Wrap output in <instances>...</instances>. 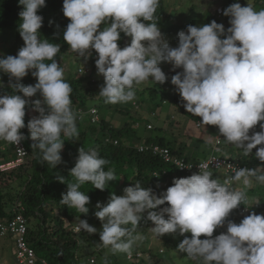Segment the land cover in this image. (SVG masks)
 I'll use <instances>...</instances> for the list:
<instances>
[{
    "label": "clouds",
    "instance_id": "obj_1",
    "mask_svg": "<svg viewBox=\"0 0 264 264\" xmlns=\"http://www.w3.org/2000/svg\"><path fill=\"white\" fill-rule=\"evenodd\" d=\"M249 1L252 0L244 3L243 0H210L202 4L199 0H182V10L176 11L178 17L173 20L179 26L169 41L164 39L158 24L152 22L162 16L159 0H63L62 12L70 21L64 29L63 40L85 60L91 57V50L95 51L97 75L104 80L99 95L106 103L119 105L133 100L135 94L141 98L146 81L165 83L166 74L160 64L169 63L174 71L182 68L171 77L182 107L201 121L185 119L179 108H169V114L186 123L185 127L194 126L193 123L198 127L205 125L212 134L224 137H220L215 147L217 153L200 157V150L186 148L190 136L184 133L179 138L171 137L176 144L172 150L148 140L147 135L154 139L159 133L146 134V139L138 136L140 139L134 141L138 142L134 147L126 139L113 140L108 131L107 143L134 147L140 155L159 163L148 176L158 181L157 186L163 187L166 181L172 185L157 195L155 190L135 182L125 187L123 194H111L106 204L97 202L94 216L102 224L101 245L93 249L103 248L107 252L104 248H110L113 253L123 252L124 258L132 261L152 252L153 247H158L156 242H162L165 236L170 243L163 244V259L167 253L175 258L177 250L186 264L188 259L198 264H264V123H259L264 121V0H256L253 5ZM18 6H22L17 30L23 46L16 55L0 56V72L8 75L11 89L10 93L0 90L3 93L0 94V178L9 182L15 178L22 184L25 183L21 180L23 176L18 177L16 173L26 167L29 149L21 129L27 127L28 138L34 142L32 149H38L42 160L54 168L62 162L65 140L61 134L72 137L79 133L74 107H71L72 87L64 80V69L53 59L60 45L40 36L43 17L37 13L46 6V0H18ZM164 6L169 14L165 2ZM190 16H196L199 23H189ZM180 18L183 20L179 21ZM101 24L106 25L102 30ZM16 42L20 41L16 38ZM169 43L178 46L171 47ZM30 71L37 82L25 86L21 80ZM136 85L137 91H132ZM151 87L149 84L145 88ZM37 94L40 98L29 99ZM133 110L145 113L140 107L130 111ZM107 112L101 114L100 109L92 108L87 113L80 109L78 120H87L86 123L99 129L110 120L105 118ZM36 113L39 115L35 116ZM26 114L31 116L27 125ZM151 117L153 120L139 127L141 132H145L143 125L158 122L157 116L151 114ZM190 121L193 123L188 124ZM125 123L126 119L120 128L110 125L107 128L121 131ZM258 123L261 131L255 132L254 126ZM208 125L216 126L219 133ZM161 131L160 134H165ZM21 141L27 156L18 164L13 144L19 145ZM108 163L97 149L79 148L75 166L70 169L75 182L66 183L63 176H57L60 183L67 184L60 203L87 215L90 197L80 191V186L90 182L95 189L105 190L115 180L114 171L105 170ZM242 190L256 197L248 199ZM13 206L16 209L12 218L0 222L9 225L0 224V236L15 235L14 260L17 264H50L25 241L30 227H39L41 232V225L32 223L31 226L21 201L17 207ZM46 208L52 214L46 226L52 236L59 225L57 212L52 203ZM50 221L55 222L54 227ZM64 221L73 236L98 231L85 219ZM145 226H150L151 238L143 229ZM173 234L184 238L174 240ZM143 238L142 243L132 246ZM88 246L91 247L89 241L79 248V264L82 260L96 264V255ZM28 250L32 253H25Z\"/></svg>",
    "mask_w": 264,
    "mask_h": 264
},
{
    "label": "trees",
    "instance_id": "obj_2",
    "mask_svg": "<svg viewBox=\"0 0 264 264\" xmlns=\"http://www.w3.org/2000/svg\"><path fill=\"white\" fill-rule=\"evenodd\" d=\"M165 0H159V9H161L162 16L152 22L158 24L160 31L164 39L172 40L173 34L177 31L178 24H174L173 20L178 17L176 11L170 12L167 14V8L164 6ZM63 0H46V6L38 10V15L43 17L42 27L39 30L41 38H46L50 42L59 44L60 51L53 58L60 67L64 69V80L70 84L72 87V92L70 98L72 100L71 107L73 112L76 115V127L78 130V136L66 137L63 133L61 134V139L64 141V147L61 152L62 162L58 164L55 168L42 160V156L39 153L38 149H32L31 145L34 143L29 137V131L27 127L21 129L20 131L26 137L24 139L28 149H29V159H32L30 166L31 173L27 171L26 167L20 169L22 176H26L25 183H22V191L20 196L14 202H8L6 194L4 192V186L2 184V179L0 178V222L6 218H12L11 214L14 213L15 207L14 204L18 205L21 201L25 206V217L29 220V223L32 226V223H38V226L41 225V232L39 227L35 229L30 227L28 230L25 241L32 245L36 249L37 254L40 257L46 258L50 264H79L77 258V252L79 248L83 245H89L91 247L97 248L101 245L99 238V230H101L100 220L94 216V211L96 210L95 205L97 202L106 204L111 194H116L119 196L123 194V189L127 186H133L135 182H140L141 186L144 188H151L155 190L157 195L161 192L166 191V189L172 185L171 182L166 181L163 187L157 186V180L150 177V171L154 170V167L159 163L154 161L151 157H146L140 155L135 149V145L138 142L133 141L134 135H138L137 131L140 130V126L146 122L151 121L153 118L152 115H155V108L165 105L169 108H179L182 112V116L186 119L200 120L198 116H195L191 113H187L186 110L181 105V98L178 93L175 91V86L171 84V77L175 75L179 69L175 71H170L169 67L163 69L166 74V82L163 85L152 84L151 88H144L141 92V100L151 99L155 102L157 101L156 106H153L149 113H144L141 111H123L119 108L118 103L111 104L106 103L105 98L99 95L100 87L103 85V77L100 78L97 75V69L95 66V59L97 54L94 50L92 51L91 57L85 60L84 57H80L70 46L63 40V32L67 24L70 22L68 18L63 15L62 12ZM22 10V6H18V0H0V38L5 37L7 40L18 39L20 43L17 47L23 46V40L19 35L17 30L19 23V11ZM52 22L51 24L49 22ZM189 23L198 22L196 16H190L187 18ZM111 19L109 20V24ZM151 23V21H149ZM199 23V22H198ZM172 25V26H171ZM199 24L198 26H200ZM106 25L101 24L100 30ZM171 26V27H170ZM170 27V28H169ZM171 30H169V29ZM1 41V40H0ZM123 48L125 46H120ZM15 49V52H18L19 48ZM0 56H5L0 51ZM46 63H51V61H45ZM85 69L87 73L85 74ZM82 71L79 73V71ZM2 73V72H0ZM3 79L0 81V90L3 93L11 92L9 87V82H6V73ZM14 82V81H13ZM36 78L31 75V71L21 80V84L29 85L35 84ZM167 86V87H165ZM137 85L133 87L132 91H137ZM19 94V93H18ZM22 95V94H21ZM39 94L29 99L35 100L38 99ZM112 106L117 111H120L127 117L126 123L123 128L120 130L110 129L108 130L107 126L102 124L98 129L90 123H86L87 120L79 121L78 120V110L82 109L88 113L92 108H103L108 110ZM29 107L26 105L25 111ZM105 111H101L103 114ZM90 117V113L87 114ZM31 119L29 114L25 115V125H27L28 120ZM180 123L185 127L187 124ZM264 123V121L259 122ZM259 123L254 126L255 132L261 131ZM137 125V126H136ZM211 129L216 130L218 133V128L216 126L208 125ZM108 131L111 132L112 139H118L120 142H123L125 139L133 144L134 147L125 148L123 145L114 146L113 143H107L106 140L108 136ZM161 131V130H160ZM164 132L163 130L161 131ZM180 134L183 131H179ZM131 133H133L131 135ZM253 134L252 129L249 131V135ZM174 138H179L174 136ZM149 141H153L162 146H167L172 150H175L176 144L175 141H172L170 136L166 134H158L156 138L153 139L152 136L147 135ZM105 137V138H104ZM140 139V137H139ZM83 147L85 150L90 148H95L99 152V155L106 159L109 163L105 165V170L107 171L111 168L115 174V180L110 181L106 185V189L101 191L95 189L90 182H86L80 186V191L84 192L90 197V204L86 205L89 207V213L79 214L74 208H68L66 205L60 203L61 194L67 191V182H75L74 177L70 174V169L75 166V161L78 156V149ZM160 166L157 168L159 170ZM29 172V174L27 173ZM29 175V177H28ZM57 176H63L66 183H60L57 180ZM48 203H52L55 206V215L57 221L59 222L58 227L55 229V233L52 236H49L46 230L47 221L51 218L52 214L46 208ZM59 209V210H58ZM65 218H64V217ZM85 219L87 222L94 226L98 231L93 234L84 233L78 236H73L71 228L66 227L65 219H69L72 222L76 219ZM2 225L9 226L8 224L0 223ZM34 226V225H33ZM37 226V225H36ZM143 228L146 233H149L150 226H145ZM139 232H141L139 230ZM142 234V233H139ZM153 232L147 234L152 237ZM14 234H5V236H0V244L2 242L10 243L13 240ZM149 238V239H150ZM146 239H148L146 237ZM144 240L137 239L132 245L140 244ZM16 240L11 243L10 248H8L7 256L9 261L13 264H17V260H14V255L12 252L13 245ZM99 243V244H98ZM159 243V242H156ZM162 243L164 246L170 243L165 236H163ZM179 244V243H178ZM177 244V245H178ZM98 245V246H97ZM97 246V247H96ZM105 251L110 252V248H104ZM4 252H0V259L3 257ZM2 256V257H1ZM164 258H166L170 263H174L173 259L170 257V254L167 253ZM115 264H123L122 261H117ZM164 264H167L164 261ZM187 264H198L196 260L188 259Z\"/></svg>",
    "mask_w": 264,
    "mask_h": 264
},
{
    "label": "rangeland",
    "instance_id": "obj_3",
    "mask_svg": "<svg viewBox=\"0 0 264 264\" xmlns=\"http://www.w3.org/2000/svg\"><path fill=\"white\" fill-rule=\"evenodd\" d=\"M210 0H199L200 3L204 4V3H208ZM251 2V4L253 5L254 3L256 4L257 1L256 0H252L249 1ZM165 3L167 4L168 8H169V13L170 12H174V11H181L182 10V0H165ZM244 3V0H243ZM242 3V6H243ZM221 4V3H219ZM184 10H186V8L184 7ZM183 18H180L179 21H182ZM184 26L186 24H183ZM0 51L2 50V54L6 55H16L17 52H15V49L17 47V45H19L21 42H16V39H12V40H7L5 37H1L0 38ZM22 44V43H21ZM169 45L171 47H176L178 45H174L172 43H169ZM20 48V47H17ZM1 55V54H0ZM3 56V55H2ZM161 69H165L166 67H169L170 71H174L173 67L171 64L169 63H165L162 62L160 64ZM176 70V69H175ZM179 71H182V68H179ZM4 75L2 73H0V81L3 79ZM100 78L102 76H99ZM5 78V77H4ZM6 82H9V77H6ZM1 83V82H0ZM149 84H154L151 80L144 82L143 84V88L147 87ZM156 84H160V83H156ZM2 85V84H0ZM163 85V84H160ZM143 89L139 90L142 91ZM155 104H157V101L155 102L154 100L151 99H143V103H141V98H140V94L134 96V99L128 102H121L119 103V107L121 110L124 111H130L133 107L135 108H139L148 112L152 111V107L156 106ZM168 107L165 105H162L155 108V116H157V121L156 123H152L150 122L146 127L145 125H143L142 130L145 132H140L138 133V135H134L133 137V141H139L138 136H142L145 138L146 134H157L160 133V128L165 132V134H173L175 137L178 136L180 137L182 134H180L179 131L183 130L184 135H188L190 136L189 142L186 143V148L190 151L192 150H200V157H206V156H210L212 154L217 153L215 151V147L218 144L219 140L221 138H224L222 135H220V137L216 136V134H212L207 127L204 125L198 127V125H196L195 123H193L194 126H188V127H184L181 123L178 117L173 118L171 116V114H169V110L167 109ZM101 111H105V109L100 108ZM105 118H110L109 121H106L104 124L106 126L110 127H114V128H120L122 125V122L124 121V119L127 120V118L122 115L121 113L117 112L115 110V108L113 107H109L108 108V112L105 115ZM25 119V118H24ZM145 123V122H144ZM97 124V123H95ZM138 132V131H137ZM133 134V133H131ZM179 144L182 143V141L180 140L178 142ZM224 143H228V142H224ZM232 150H234V148L232 147ZM190 155V154H189ZM188 155V156H189ZM192 155H190L191 157ZM32 163V159L27 161V171H29L30 173L32 172L30 169L31 163ZM29 172H27L29 174ZM16 175L18 177H21L22 174L20 172H17ZM29 177V175H28ZM22 178V177H21ZM26 176H24L21 180H25ZM2 184L4 186V192L6 194V197L8 199V202H14L17 199V194L20 192L21 188V181H17L14 179L11 180V182L6 181L5 179H2ZM234 189H237V186L234 187ZM246 193V197L248 199H253L256 196L253 195L252 193H248L246 190H242ZM257 201V200H256ZM56 213V212H55ZM78 221V220H77ZM101 224V221H100ZM102 225V224H101ZM50 226L54 227L55 226V222L54 221H50ZM139 228V226L136 227V230ZM151 230V229H150ZM152 230L149 232L151 233ZM146 233V234H149ZM135 234V232H134ZM185 235L187 236H191L190 233H186ZM172 235H169L168 237H171ZM157 237V236H156ZM173 238L174 240H179L181 238H184L183 236H178L176 234H173ZM158 239H162V237H158ZM158 247H153L152 248V252L150 253H146L144 254L140 259H134L132 261L130 260H126L124 258V253L123 252H115L113 253L112 251L110 252H104L103 248L102 250H98V249H93L92 247H89V251L91 253H94L96 255V264H104L105 259L107 260V264H114L115 261H122L125 264H162L163 260L167 263V264H174V263H170L166 258H162L161 255L164 254V250H163V243L161 241H158ZM10 245L8 244V242H2L0 244V252H4V255H2L1 259H0V264H13V261L10 262L9 261V257L7 256V253L5 251L8 250V248H10ZM158 254H160V257L158 256ZM175 258H173V261L175 262V264H186L183 263L185 261V259L183 257H180L182 255L181 252H178L177 250H175ZM131 254L128 255V257H130ZM82 264H90L87 263V261L83 260L81 261Z\"/></svg>",
    "mask_w": 264,
    "mask_h": 264
},
{
    "label": "built area",
    "instance_id": "obj_4",
    "mask_svg": "<svg viewBox=\"0 0 264 264\" xmlns=\"http://www.w3.org/2000/svg\"><path fill=\"white\" fill-rule=\"evenodd\" d=\"M0 94H3L2 92H0ZM13 146L15 147L16 149V152H17V155H18V159H17V163L20 164L22 162H24L26 156H27V149H26V146L24 145V142L21 141V143L19 145H14ZM10 166H13V165H10ZM23 246V244H22ZM24 250L26 251V249L24 248ZM25 253H32V251L28 250L27 252Z\"/></svg>",
    "mask_w": 264,
    "mask_h": 264
},
{
    "label": "crops",
    "instance_id": "obj_5",
    "mask_svg": "<svg viewBox=\"0 0 264 264\" xmlns=\"http://www.w3.org/2000/svg\"><path fill=\"white\" fill-rule=\"evenodd\" d=\"M38 115H39L38 113L35 114V116H38ZM190 123H193V122L190 121L188 124H190ZM166 135H167V136H170V137H173L171 134H170V135H169V134H166ZM181 136H182V135H181ZM181 136H180V137H181Z\"/></svg>",
    "mask_w": 264,
    "mask_h": 264
}]
</instances>
